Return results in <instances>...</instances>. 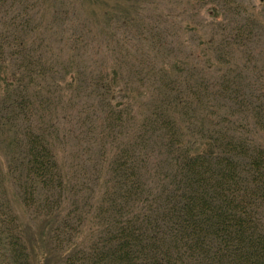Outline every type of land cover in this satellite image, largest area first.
I'll list each match as a JSON object with an SVG mask.
<instances>
[{"label":"trees","instance_id":"1","mask_svg":"<svg viewBox=\"0 0 264 264\" xmlns=\"http://www.w3.org/2000/svg\"><path fill=\"white\" fill-rule=\"evenodd\" d=\"M69 1L0 0V264H264V0H85L141 27L113 73L55 48Z\"/></svg>","mask_w":264,"mask_h":264},{"label":"rangeland","instance_id":"2","mask_svg":"<svg viewBox=\"0 0 264 264\" xmlns=\"http://www.w3.org/2000/svg\"><path fill=\"white\" fill-rule=\"evenodd\" d=\"M75 1L77 2L78 0ZM79 1H82V7H83L82 9H84V11L78 8L81 14V15L78 14V17H74L72 16V14L64 13V11L67 8V4H65L64 6L62 5V3L60 4L57 3L58 5H56L57 9L61 14L60 15L61 19L62 17L63 19L61 20V23L58 26V28L57 29L55 28L54 30V33L56 34V40H53L54 41L53 43L55 48L57 47V51L62 54V58L64 60L69 59L74 64L76 61H78L77 58L75 57V54L77 52L75 53V51H73L71 47L72 46L71 44H73L74 47V42L73 40H71L72 37H76L80 39V41L76 44L79 47L86 48V49L84 48L83 51L84 53L88 52L87 49H91L90 50L91 53L89 52L88 54L81 55L79 57L80 59L79 61L80 62L84 61L85 64L84 63L82 64L86 67H89L90 65V69L95 68L93 70H96L100 66H102V68L107 72L113 73L115 70L116 62H118L116 60H119V63H121L122 58L125 57L128 59L132 58L135 52H140V50L138 51L139 47L142 49L141 53L143 54V56L148 53V49L146 51L147 45L144 44L143 42L135 40L136 39L135 36L137 35H134V33H136L141 28L140 25L137 26L138 30L136 26L134 27L131 24H128V26L125 27V29H119L117 31H116L117 28L106 29L105 27L104 28L102 27L99 29V27L101 26L97 23V19L95 15L90 13L93 4H90L88 1L85 0L84 1L79 0ZM260 1L261 0H246V2L254 4L258 7L260 5ZM64 2H70V1L64 0ZM71 9L73 13L76 12L74 5H72ZM145 14L147 15L150 14V11H146ZM87 15L93 20V24H91L88 20L85 19V18L89 19ZM170 30L172 31V29ZM181 30H183V28ZM174 32H175L174 36H168L167 38L169 42H172L171 43L172 45H169V50L166 47L164 53L160 57L161 59L166 58L169 62H176L180 59L186 61L188 59L186 56H188L189 52L193 48L195 49V45H193L194 44L193 41H189V40L187 41L188 35L187 36L180 35L184 33L183 31H180L179 34V36H181L180 39L177 38L178 37L177 34L179 33V31L176 30V27L174 28ZM113 34L115 35V37L111 39ZM106 35L108 38L106 37ZM178 39L180 41V44L178 43ZM73 52L75 54H73ZM141 53H139L138 55H140ZM79 61L77 63L80 64ZM118 67L120 68L121 65L118 64L116 68ZM87 73L88 75L93 74L97 76V74L95 72L93 73L91 70L87 71ZM12 197L13 198L11 199L16 200V194L14 192L12 193ZM19 208L20 207L18 205V212L23 221V225L27 228L31 225V222H29L30 219L28 218L25 211L20 210ZM28 233L29 235L31 234L30 230L28 231ZM39 237L40 238L38 239L42 238L41 235ZM39 247L41 248L40 245ZM37 250L38 251L40 250V252L42 251V249L39 248Z\"/></svg>","mask_w":264,"mask_h":264}]
</instances>
